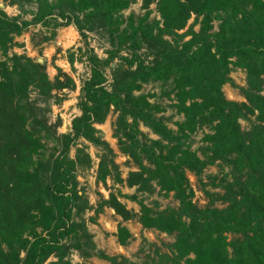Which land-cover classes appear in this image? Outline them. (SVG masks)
Instances as JSON below:
<instances>
[{
    "label": "trees",
    "instance_id": "16d2710c",
    "mask_svg": "<svg viewBox=\"0 0 264 264\" xmlns=\"http://www.w3.org/2000/svg\"><path fill=\"white\" fill-rule=\"evenodd\" d=\"M136 2L10 0L19 12L15 17L0 9V264H73V253L128 263L106 255L93 241L85 214L94 210L97 216L104 207L124 222L136 219L142 229L174 238L170 255L156 250L154 264H264V0H141L143 15L124 20L122 13ZM151 5L159 20L150 19ZM37 26L53 28L45 42L57 29L72 26L85 41L86 33H98L112 45L105 59L86 42L69 57V64L86 59L90 76L80 88V115L66 134L57 135L60 121L48 125L46 114L51 99L54 105L64 101L53 92L72 90L74 82L58 76L50 81L44 65L9 55L15 39ZM233 69L246 74L243 103L228 101L222 92ZM151 83L169 88L166 95L183 118L175 123L176 131L159 117L164 108L150 102L155 96L140 93ZM31 90L44 107L31 100ZM111 110L117 115L113 138L118 149L137 167L126 179L95 128ZM240 121L250 128L244 131ZM140 125L158 139L143 143ZM203 127L209 133L202 139L201 159L190 150V140ZM80 140L101 153L99 182L110 178L114 185L136 187L135 193L110 192L94 209L78 181V169L91 165L88 153L78 148ZM47 143L54 145L48 156ZM215 166L223 174L218 185L212 178V185L221 194L209 193L202 182L206 168ZM186 172L195 176L208 207L193 203ZM155 188L163 197L172 194L178 208L158 211L139 199ZM121 198L135 203L138 213ZM215 202L225 207L217 209ZM131 239L119 224L117 244L126 247Z\"/></svg>",
    "mask_w": 264,
    "mask_h": 264
},
{
    "label": "rangeland",
    "instance_id": "374dc122",
    "mask_svg": "<svg viewBox=\"0 0 264 264\" xmlns=\"http://www.w3.org/2000/svg\"><path fill=\"white\" fill-rule=\"evenodd\" d=\"M9 2L10 0H0V9H4L5 13L10 17L19 15L17 8L9 6ZM150 9L152 10L150 19L159 20L160 18L155 12V6L151 5ZM30 10L33 11L34 7H28V11ZM143 13L144 12L141 10V0H137L127 11L122 13V17L125 20L130 14L139 17L142 16ZM22 17L26 20L31 19L30 15H23ZM193 20L194 17H191L187 27L192 24ZM216 25L217 24L214 23L215 31L217 30ZM194 29L198 31V26ZM184 31H181L180 34ZM52 33L53 28L44 29L40 26L30 27L26 33L15 39V44L9 55H24L32 59L33 66L35 63H38V60H42V65L45 66V71L50 81H54L55 77L58 76L62 81L65 80V77H69L74 82L75 87L72 90L65 89L63 91L53 92V95L63 97L64 101L60 105H54V100L51 99L49 102L50 112L46 114L48 125H55L60 121V126L56 129V133L57 135H61L70 132L71 121L80 115L78 109L80 88L90 76V67L86 59L69 64V57L71 55H77L78 49H84V43L86 42L89 49L92 50L95 55L100 59H105L106 53L112 50V45L107 37L98 33H86L87 40L85 41L72 26L57 29L55 38L52 41L45 42V39L49 38ZM141 53H143V51ZM123 55H125V53H123ZM1 60L2 58L0 57V61ZM107 76L110 79L109 71H107ZM229 78L231 83L226 84L222 88L225 98L228 101L236 103L245 102L240 92V89H245L247 87L245 72L241 69H233ZM168 92V87L151 83L144 86L140 93L145 95L153 94L155 96L150 102L158 103L164 108V112L159 114V117L164 119L169 129L176 131L175 123L182 122L183 118L175 114V110L172 107L174 104L172 97L168 98L166 95ZM262 93L264 95V91ZM30 98L38 105H42V107L45 106L44 102L40 101L35 90H31ZM116 117L117 115L111 110L105 122L102 125H96L95 128L98 131L99 137L103 141H106L113 150L115 155L114 162L119 168L121 178L126 179L129 172L137 171V167L119 151L117 141L113 138ZM253 120L254 118H252V121ZM240 125L244 131L250 128L249 122L246 121H240ZM139 130L142 133L140 139L143 143L158 139V137L153 135L151 131L143 125L139 126ZM208 133L209 131L206 128H199L190 140V150L195 152L201 159L203 157V150L205 149V144H203L202 139ZM78 148L84 149L91 159L90 167L84 170L78 169V181L80 187L85 190L89 204L94 209H96L103 200L108 199L110 192L115 194L119 190L122 195H132L135 193L136 187L129 189L125 185H114L110 178L106 180L105 184L99 182L97 180V168L101 155L99 149L83 140L78 142ZM53 149L54 145L47 143L46 152L44 154L48 156L53 153ZM70 157H75V149L71 151ZM226 171L227 170H225V172ZM221 173L219 167L206 168L202 175V182L207 185L205 187L206 191L211 194L222 193L219 187H214L212 185L213 181L211 180L215 178L216 180L213 183L214 185H218L219 181L222 179L223 173ZM186 176L194 192L193 203L199 209L208 207L209 199L204 195L195 176L190 172H186ZM139 199H143L145 204L158 211L165 210L166 208H178V202L173 199L172 194H170L169 197H163V195L159 193L158 188L154 189L153 194H139ZM119 201L124 204L128 210L133 213H138L139 208L135 203L123 198L119 199ZM213 207L221 209L225 207V205L221 202H215ZM90 218H93L94 221L89 220ZM85 219L88 221V229L93 236V241L97 249L108 256L126 259L128 261L126 264H154L151 262V259L157 260L154 256L156 250L161 255H170V245L174 242L172 236H167L157 231L144 230L136 219L124 222L108 207H104L102 212L97 216L94 215V210L87 212L85 214ZM119 224L125 226L132 234V239L126 247H120L116 241V229ZM229 238L234 239L236 237L229 236ZM70 258L73 264H108L95 257L81 259L76 253H73ZM48 262H50V260Z\"/></svg>",
    "mask_w": 264,
    "mask_h": 264
},
{
    "label": "water",
    "instance_id": "95a60500",
    "mask_svg": "<svg viewBox=\"0 0 264 264\" xmlns=\"http://www.w3.org/2000/svg\"><path fill=\"white\" fill-rule=\"evenodd\" d=\"M38 63L42 65L43 64V61L42 60H38Z\"/></svg>",
    "mask_w": 264,
    "mask_h": 264
}]
</instances>
